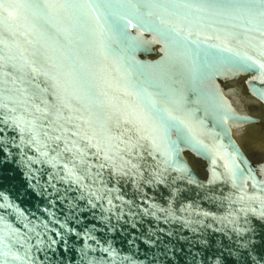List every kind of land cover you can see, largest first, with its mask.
<instances>
[{"label":"water","instance_id":"1","mask_svg":"<svg viewBox=\"0 0 264 264\" xmlns=\"http://www.w3.org/2000/svg\"><path fill=\"white\" fill-rule=\"evenodd\" d=\"M0 264H264V0H0Z\"/></svg>","mask_w":264,"mask_h":264}]
</instances>
